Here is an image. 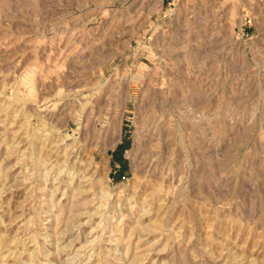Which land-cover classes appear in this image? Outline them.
<instances>
[{"label":"rangeland","instance_id":"obj_1","mask_svg":"<svg viewBox=\"0 0 264 264\" xmlns=\"http://www.w3.org/2000/svg\"><path fill=\"white\" fill-rule=\"evenodd\" d=\"M0 264H264V0H0Z\"/></svg>","mask_w":264,"mask_h":264},{"label":"bare ground","instance_id":"obj_2","mask_svg":"<svg viewBox=\"0 0 264 264\" xmlns=\"http://www.w3.org/2000/svg\"><path fill=\"white\" fill-rule=\"evenodd\" d=\"M139 139V137H137V140ZM135 146H137V145H135ZM138 147V146H137ZM136 155V154H135Z\"/></svg>","mask_w":264,"mask_h":264}]
</instances>
